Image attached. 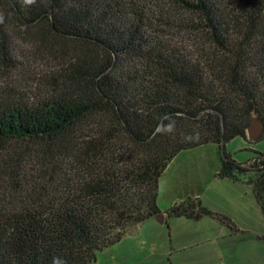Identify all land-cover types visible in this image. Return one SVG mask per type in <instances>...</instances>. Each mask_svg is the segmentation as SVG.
I'll return each instance as SVG.
<instances>
[{
	"label": "trees",
	"instance_id": "1",
	"mask_svg": "<svg viewBox=\"0 0 264 264\" xmlns=\"http://www.w3.org/2000/svg\"><path fill=\"white\" fill-rule=\"evenodd\" d=\"M21 28L34 48L46 29L80 51L18 52ZM34 67V90L0 83V264H93L162 215L166 167L208 145L217 177L252 185L264 215V153L225 150L264 139L247 136L264 125V0H0L1 71ZM164 215L233 226L199 200Z\"/></svg>",
	"mask_w": 264,
	"mask_h": 264
},
{
	"label": "rangeland",
	"instance_id": "2",
	"mask_svg": "<svg viewBox=\"0 0 264 264\" xmlns=\"http://www.w3.org/2000/svg\"><path fill=\"white\" fill-rule=\"evenodd\" d=\"M45 30H42L45 36L43 39L49 53L44 49V44L39 49L34 48V43L37 46L38 43L32 41L30 30L14 29L11 40L18 52L25 51L34 56L38 54L46 58V62L51 61L50 64L54 63L51 57L58 56L59 53L56 52L62 51L71 56L80 51L77 44L62 40L53 34H46ZM57 60L56 62L59 61ZM55 66L58 64L55 63ZM1 70L0 68V83H14L20 90L22 84H29L33 90L36 88L34 80L39 68H29L25 75H14L11 78ZM243 147H250V152L241 150ZM225 150L239 159H244L248 154L253 157L254 152L264 153V139L256 144H249L241 138H236L225 146ZM183 183L188 185L185 179ZM212 186H209L208 196L214 191L210 190ZM223 186L224 184L220 183L215 190H223ZM165 221L160 223L154 217L141 225L131 227L117 244L98 252L93 264H264V240L257 239L252 229L243 228L235 231L232 237L221 238L220 231L224 230L222 224L207 217L198 220L165 218ZM254 226L257 227L256 223Z\"/></svg>",
	"mask_w": 264,
	"mask_h": 264
},
{
	"label": "crops",
	"instance_id": "3",
	"mask_svg": "<svg viewBox=\"0 0 264 264\" xmlns=\"http://www.w3.org/2000/svg\"><path fill=\"white\" fill-rule=\"evenodd\" d=\"M243 148L241 150L250 152V147ZM234 158L242 163L251 157L248 154L244 159ZM219 168L220 157L216 145L180 153L169 163L159 179L158 205L162 214L164 215L175 204L188 199L199 200L208 210L224 215L232 221L233 226L230 228L222 224L224 230L220 231L221 238L232 237L235 231L244 228L254 230L257 239L264 240V215L256 200L254 187L244 182L219 179L217 177ZM183 179L188 182V185L183 183ZM215 181L219 182L214 184ZM220 183L224 184L223 190H215ZM211 184L213 188L210 190L214 191L208 196ZM165 218L164 215L163 223L166 222ZM255 223L257 227L254 226Z\"/></svg>",
	"mask_w": 264,
	"mask_h": 264
},
{
	"label": "water",
	"instance_id": "4",
	"mask_svg": "<svg viewBox=\"0 0 264 264\" xmlns=\"http://www.w3.org/2000/svg\"><path fill=\"white\" fill-rule=\"evenodd\" d=\"M263 130H264V125L260 121L254 120L252 122V124L250 125V127L248 128L247 136L249 138L255 139L262 134ZM220 149L223 151V149H224L223 144H221ZM157 219L159 220L160 223H163L164 222V215L163 214L160 215L159 217H157Z\"/></svg>",
	"mask_w": 264,
	"mask_h": 264
}]
</instances>
